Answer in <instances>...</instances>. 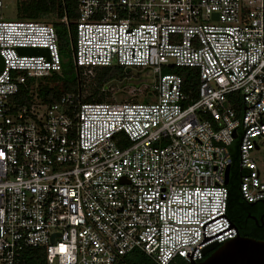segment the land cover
Masks as SVG:
<instances>
[{
  "label": "built area",
  "instance_id": "built-area-1",
  "mask_svg": "<svg viewBox=\"0 0 264 264\" xmlns=\"http://www.w3.org/2000/svg\"><path fill=\"white\" fill-rule=\"evenodd\" d=\"M76 4L74 67L87 77L147 70L154 101L68 94L15 110L26 79L59 73L62 58L49 23L0 18V264H17L26 248L44 249L45 264H117L135 249L155 264H190L196 247L201 262L205 247L236 238L231 228L197 246L228 228L236 140L250 175L240 194L264 200V165L252 155L264 145V0ZM31 48L47 55L19 51ZM170 66L197 70L196 100L179 75L162 73Z\"/></svg>",
  "mask_w": 264,
  "mask_h": 264
},
{
  "label": "trees",
  "instance_id": "trees-1",
  "mask_svg": "<svg viewBox=\"0 0 264 264\" xmlns=\"http://www.w3.org/2000/svg\"><path fill=\"white\" fill-rule=\"evenodd\" d=\"M46 17L56 19L49 24L55 29L58 36L62 69L59 73L27 78L26 83L11 98L15 110L22 106H29L35 100L42 104H53L58 102L62 96L68 94L78 97L81 103H119L108 102L111 95L108 90L110 85L113 83L125 84L127 81L132 83L137 70L119 66L100 67L93 70V76H85L83 69L75 68L71 60V49L75 41V27L78 19L76 0H17L15 21H40ZM63 18H65V21H63ZM162 73L179 75L182 79L183 90L185 92L191 91L193 99L196 100L198 85L196 69L170 66L164 67ZM152 84L153 82L148 83V88L145 90L146 95L143 99L139 101L135 99L133 102H153ZM133 85L137 87L136 83ZM229 153L232 163L226 185L228 190L226 215L240 236L264 241V223L262 224L258 217L257 224L250 220V216H258L261 212H264V205L257 202L251 206L243 200L239 191L242 171L238 161L237 140L229 147ZM44 261V249L26 248L23 250L17 264H45ZM179 262L182 263V261ZM117 264L155 263L144 252L135 249L123 256Z\"/></svg>",
  "mask_w": 264,
  "mask_h": 264
},
{
  "label": "water",
  "instance_id": "water-1",
  "mask_svg": "<svg viewBox=\"0 0 264 264\" xmlns=\"http://www.w3.org/2000/svg\"><path fill=\"white\" fill-rule=\"evenodd\" d=\"M216 17V16H215ZM21 53H27L30 55H47V51L44 49H19ZM3 69V61L0 57V71ZM257 78V77H254ZM262 82V81H261ZM263 83V82H262ZM254 88H252L253 91ZM251 91V92H252ZM244 96L243 94V104H244ZM252 107V106H251ZM251 107H243V110L249 109ZM261 115V114H260ZM243 116H244V111H243ZM256 123H260V120ZM251 126V125H250ZM243 130V128H242ZM244 132V131H243ZM236 137V134L234 133V138ZM243 135H241V138ZM241 142V140H240ZM240 147V143L238 144ZM239 162L241 166V161H240V154H239ZM229 169L228 167L225 170V176H224V184L227 185L228 183V177H229ZM245 177H249L250 175H242ZM240 185V183H239ZM242 197V194H241ZM244 200V199H243ZM262 203H264V200L259 199ZM245 201V200H244ZM255 203H251L250 205L253 206ZM220 217H226L222 214L205 224H203L202 229L204 230V226ZM227 220V219H226ZM228 228L225 230L211 236V237H205L203 233V239L202 241L197 245L199 246L200 244L204 243L205 241L231 229L234 228L235 233H236V238L230 239L225 241L222 245H218L217 243H213L203 249V254L205 255V258L203 261L198 262V263H193L192 261V254L194 253L196 247L193 249L191 253L186 252V256L190 259V264H264V241L262 240H255L253 238H248V237H242L239 235L238 231H236L235 226L230 223L228 220ZM53 238H51V242H53Z\"/></svg>",
  "mask_w": 264,
  "mask_h": 264
},
{
  "label": "rangeland",
  "instance_id": "rangeland-1",
  "mask_svg": "<svg viewBox=\"0 0 264 264\" xmlns=\"http://www.w3.org/2000/svg\"><path fill=\"white\" fill-rule=\"evenodd\" d=\"M16 2L17 0H0V18L3 21H15ZM55 20L54 17H46L40 21L51 23ZM135 70H137V73L134 74L132 83L131 81H127L125 84L113 83L110 85L108 90L111 95L108 98V102L134 101L135 99L139 101L145 97V90L148 88V83L154 82L155 77L151 72L139 69ZM135 83L137 87L133 85ZM252 155L264 165V145L259 151H254Z\"/></svg>",
  "mask_w": 264,
  "mask_h": 264
},
{
  "label": "flooded vegetation",
  "instance_id": "flooded-vegetation-1",
  "mask_svg": "<svg viewBox=\"0 0 264 264\" xmlns=\"http://www.w3.org/2000/svg\"><path fill=\"white\" fill-rule=\"evenodd\" d=\"M262 205H264V203H262ZM257 217H258L259 221L263 224L264 223L263 222L264 221V212H261L258 216H256V215L250 216V220L254 221L257 224V222H258Z\"/></svg>",
  "mask_w": 264,
  "mask_h": 264
}]
</instances>
